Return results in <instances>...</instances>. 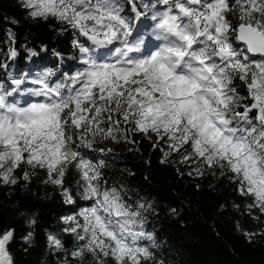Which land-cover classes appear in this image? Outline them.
Returning a JSON list of instances; mask_svg holds the SVG:
<instances>
[{
	"label": "snow or ice",
	"instance_id": "snow-or-ice-1",
	"mask_svg": "<svg viewBox=\"0 0 264 264\" xmlns=\"http://www.w3.org/2000/svg\"><path fill=\"white\" fill-rule=\"evenodd\" d=\"M33 21L72 36L70 55L42 71L12 75L0 62V186L41 183L75 205L47 235L59 264H163L148 231L149 205L110 182L105 142L152 141L161 163L175 158L227 178L264 218V0H22ZM13 25L18 20H12ZM8 36L15 42L12 30ZM43 59L46 45L26 48ZM19 55L15 47L8 59ZM71 61L74 67H65ZM35 63V61H33ZM238 85L245 89L242 94ZM82 202V203H81ZM29 228L34 216L17 210ZM175 213L176 209H172ZM248 242L264 231H244ZM27 245L33 232L22 236ZM16 229L0 230V264H14Z\"/></svg>",
	"mask_w": 264,
	"mask_h": 264
},
{
	"label": "trees",
	"instance_id": "trees-1",
	"mask_svg": "<svg viewBox=\"0 0 264 264\" xmlns=\"http://www.w3.org/2000/svg\"><path fill=\"white\" fill-rule=\"evenodd\" d=\"M123 2V0H122ZM12 20L19 23L13 25ZM55 21H33L28 18L22 0H0V62L9 64L8 71L17 75L20 70L42 71L56 62L52 50L72 52L70 32H61ZM12 30L15 42L8 36ZM48 48L43 59H27L26 48ZM15 47L19 55L8 59V51ZM35 61V63H33ZM65 67H74L71 61ZM2 74V71H0ZM242 94L245 89L238 85ZM137 143L105 142L112 148L110 154L99 151L89 153L106 163V178L122 184L130 202L149 205L147 229L154 233L157 247L153 249L157 261L163 264H264V236L256 235L257 243L248 242L244 231H264V218H249L234 205L247 203L235 191L227 178L220 179L205 173L203 177L189 175L186 164L177 167L169 158L161 163L162 153L153 150L152 141L141 135ZM177 162L179 160L175 159ZM43 174L27 187L0 186V230L16 229V240L10 253L14 264H59L63 253L48 247L47 235L57 234L70 243L71 237L63 234L60 218L73 215L75 205L65 204L59 191L41 183ZM82 203V202H81ZM34 216L36 224L29 228L18 211ZM172 209H176L173 213ZM33 232V239L25 244L22 236Z\"/></svg>",
	"mask_w": 264,
	"mask_h": 264
},
{
	"label": "rangeland",
	"instance_id": "rangeland-1",
	"mask_svg": "<svg viewBox=\"0 0 264 264\" xmlns=\"http://www.w3.org/2000/svg\"><path fill=\"white\" fill-rule=\"evenodd\" d=\"M170 161H171L173 164H175L177 167H179V164H184V163H181V162H177L175 159H171ZM191 170H192L191 167L188 166L184 171L187 172V173L189 174V172H190ZM192 176H196V175L193 173ZM68 216H70V215H68ZM251 242H253V243H257V242H258V239L254 236V237H252V241H251Z\"/></svg>",
	"mask_w": 264,
	"mask_h": 264
}]
</instances>
